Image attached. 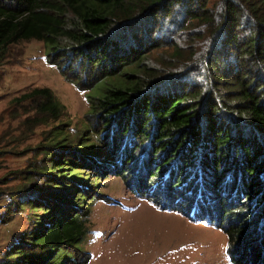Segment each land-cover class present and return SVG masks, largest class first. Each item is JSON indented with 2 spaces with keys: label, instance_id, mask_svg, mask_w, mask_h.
I'll list each match as a JSON object with an SVG mask.
<instances>
[{
  "label": "trees",
  "instance_id": "obj_1",
  "mask_svg": "<svg viewBox=\"0 0 264 264\" xmlns=\"http://www.w3.org/2000/svg\"><path fill=\"white\" fill-rule=\"evenodd\" d=\"M32 39L69 81L99 85L91 110L121 136L111 148L114 172L134 174L140 190L154 185L168 208L223 217L229 244L245 258L234 260L264 264V0H0V56ZM165 47L172 60L146 63ZM31 95L44 97L42 112L63 108L50 88ZM65 165L53 166L54 187L39 195L48 202L52 194L53 211L45 207L38 229L17 236L0 264H57L43 256L87 232L62 199L76 189L65 175L78 181L73 169L58 171ZM90 259L86 252L61 264Z\"/></svg>",
  "mask_w": 264,
  "mask_h": 264
},
{
  "label": "rangeland",
  "instance_id": "obj_2",
  "mask_svg": "<svg viewBox=\"0 0 264 264\" xmlns=\"http://www.w3.org/2000/svg\"><path fill=\"white\" fill-rule=\"evenodd\" d=\"M48 49L43 41L24 40L9 45L0 56V262L17 236L38 229L45 207L53 211L52 194L45 197L48 202L39 195L54 187L53 166L66 163L58 171L73 169L78 181L65 175L76 189L62 199L87 221V232L43 258L61 264L89 252L88 264H241L233 255L240 260L243 252L229 244L230 226L221 224L223 217L210 220L192 207L168 208L170 197L153 194L154 185L140 190L134 174L123 178L114 172L111 148L121 136L112 138L110 130L104 131L90 104V95L100 96L102 90L99 85L84 89L69 81L48 61ZM172 51L156 49L146 63L160 67L161 59H173ZM46 87L63 105L56 114L42 112L44 97L31 95ZM84 142L89 149L79 151ZM29 200L33 204H24Z\"/></svg>",
  "mask_w": 264,
  "mask_h": 264
}]
</instances>
